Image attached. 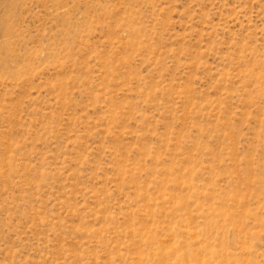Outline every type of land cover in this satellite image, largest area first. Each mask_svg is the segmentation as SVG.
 Segmentation results:
<instances>
[{
	"label": "rangeland",
	"instance_id": "374dc122",
	"mask_svg": "<svg viewBox=\"0 0 264 264\" xmlns=\"http://www.w3.org/2000/svg\"><path fill=\"white\" fill-rule=\"evenodd\" d=\"M0 264H264V0H0Z\"/></svg>",
	"mask_w": 264,
	"mask_h": 264
}]
</instances>
